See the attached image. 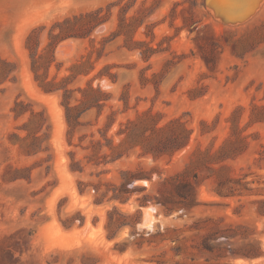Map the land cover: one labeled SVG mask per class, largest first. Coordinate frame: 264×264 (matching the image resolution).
<instances>
[{"label": "rangeland", "instance_id": "rangeland-1", "mask_svg": "<svg viewBox=\"0 0 264 264\" xmlns=\"http://www.w3.org/2000/svg\"><path fill=\"white\" fill-rule=\"evenodd\" d=\"M97 8L106 21L58 43L46 72L69 75L94 40L69 102L99 71L107 99L71 129L63 91L34 80L25 39L43 26V46L56 22ZM253 104L264 105V0H0V264H264ZM143 112L179 119L188 143L111 161L117 131Z\"/></svg>", "mask_w": 264, "mask_h": 264}, {"label": "trees", "instance_id": "trees-1", "mask_svg": "<svg viewBox=\"0 0 264 264\" xmlns=\"http://www.w3.org/2000/svg\"><path fill=\"white\" fill-rule=\"evenodd\" d=\"M102 8H97L79 15H74L71 18L67 17L60 22H56L48 33V41L45 45L41 46L39 34L42 27H34L27 34L25 39V47L29 51L31 59V71L34 75V80L37 81L39 88L45 92L50 93L62 90L63 101L62 105L65 110V119L71 129L75 128L78 124L79 116L91 109L92 107H100L101 104L107 99L99 84L93 86V80L101 79L103 73L99 71L86 83L83 88H77L80 97L77 99L78 104H70V95L72 90L67 88L70 79H74L80 75H88L94 68V61L91 60L93 52L98 53V48L94 47V40L91 39L90 43L92 49L86 55H82L80 59L73 62L68 68L69 75L56 80L55 77L47 79L46 72L54 61V49L58 43L70 38L79 37L85 38L90 35L92 30L98 25L106 21V17L102 14ZM184 22H186L184 20ZM57 32H55V30ZM151 49V48H150ZM149 50H143L142 56L146 58ZM149 53H153L151 49ZM99 58L97 54L96 59ZM17 104V103H16ZM159 119L149 112L138 114L135 119H128L123 127L117 131L118 135H122L120 143L112 148L111 161L121 157L127 150L133 147H140L142 153L153 154L160 156L164 154H172L173 152L184 147L190 138L192 130L187 128L179 119L169 120L163 125H159ZM232 121H234L232 119ZM264 121V105H252L249 122H263ZM31 137V140L36 141L37 136L29 133L26 136ZM36 144L27 143L26 153L37 152ZM223 148V147H222ZM225 153L224 149L220 150ZM256 254L247 255L254 257Z\"/></svg>", "mask_w": 264, "mask_h": 264}, {"label": "clouds", "instance_id": "clouds-1", "mask_svg": "<svg viewBox=\"0 0 264 264\" xmlns=\"http://www.w3.org/2000/svg\"><path fill=\"white\" fill-rule=\"evenodd\" d=\"M142 227H144V228H150L151 227V224H144V225H142Z\"/></svg>", "mask_w": 264, "mask_h": 264}]
</instances>
